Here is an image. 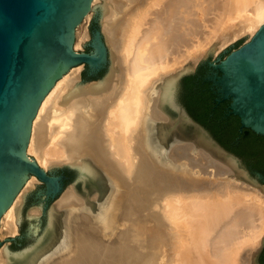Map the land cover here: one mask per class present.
<instances>
[{
	"label": "bare ground",
	"instance_id": "6f19581e",
	"mask_svg": "<svg viewBox=\"0 0 264 264\" xmlns=\"http://www.w3.org/2000/svg\"><path fill=\"white\" fill-rule=\"evenodd\" d=\"M98 6L109 72L83 82L81 64L64 74L40 104L27 147L46 169L68 163L88 181L65 189L44 232L30 226L33 243L5 244L0 264H249L264 235V193L186 141L158 101L167 77L215 41L219 50L253 36L264 0H93L92 11ZM89 36L79 31L76 46ZM37 180L4 211L0 237L18 232ZM94 180L99 200L87 202L79 188ZM42 210L31 207L30 217Z\"/></svg>",
	"mask_w": 264,
	"mask_h": 264
},
{
	"label": "water",
	"instance_id": "95a60500",
	"mask_svg": "<svg viewBox=\"0 0 264 264\" xmlns=\"http://www.w3.org/2000/svg\"><path fill=\"white\" fill-rule=\"evenodd\" d=\"M92 7L93 0H0V222L31 176L45 184L41 191L45 195L44 209L65 188V176L43 167L27 147L32 120L56 82L81 64L86 66L82 81L88 82L103 76L110 64L111 52L101 26L102 10H96L90 21L91 39L82 43L86 50L75 47L76 27ZM248 36L249 33L231 43L212 60L218 45L215 41L196 71L190 60L169 75L162 85L158 106L186 141L205 147L230 165L237 176L264 193V173L226 148L182 100L184 78L196 74L208 62L215 70L207 76L219 93L215 100H229L225 117L239 116L241 132L250 128L264 134V23L237 47ZM233 47L237 48L231 50ZM72 169L78 173L75 184L81 186L88 181L78 167ZM98 183L94 180L90 188ZM29 236L33 237L30 232ZM249 264H264V235Z\"/></svg>",
	"mask_w": 264,
	"mask_h": 264
},
{
	"label": "trees",
	"instance_id": "16d2710c",
	"mask_svg": "<svg viewBox=\"0 0 264 264\" xmlns=\"http://www.w3.org/2000/svg\"><path fill=\"white\" fill-rule=\"evenodd\" d=\"M215 97L210 82H204L202 78L197 82V74L184 78L182 100L189 112L210 128L226 148L246 159L253 169L264 173V134L250 128L241 132L239 116L225 117L224 107L228 101L217 106Z\"/></svg>",
	"mask_w": 264,
	"mask_h": 264
},
{
	"label": "rangeland",
	"instance_id": "374dc122",
	"mask_svg": "<svg viewBox=\"0 0 264 264\" xmlns=\"http://www.w3.org/2000/svg\"><path fill=\"white\" fill-rule=\"evenodd\" d=\"M98 10H100V7L99 6H98ZM92 12H94V11H92ZM94 13L92 14V16L89 19H87V15H88L87 14L84 17V19L82 20V22H80V24L76 27V31H75V47L78 50H86V48L83 46V44H81L78 47L76 46V42L78 40V33H79V31H81L84 28H87V30L89 31V35L90 36H89V38H87L86 41H88V40L91 39V31L89 29V24H90V21H91L93 15H94ZM101 26H102V22H101ZM244 35H246V34H244ZM244 35L240 36L239 38L243 37ZM239 38H237L236 40H238ZM250 38L251 37L249 35L237 47H239L240 45H242L243 43H245L246 41H248ZM236 40L228 43L226 46L220 48L219 50L217 49L218 51L215 50L214 53H213V56H212V60H215V58L218 56V54L223 49H225L227 46H229L231 43L235 42ZM86 41H84V42H86ZM237 47H233L231 50H233V49H235ZM226 55L227 54H225L223 57H225ZM202 58L203 57H201L198 60V62H196V64H194L195 65L194 66L195 71L197 69L198 64L202 60ZM82 65H83V67L81 69V79L83 80V78H82V70L85 69L86 66L84 64H82ZM110 65H111V58H110V64H109L106 72L103 74V76L98 77V78L91 79L88 82L95 81V80H99L102 77H104L105 75H107V73L110 70L109 67L111 68ZM48 170H57L58 173H60L62 171L65 172L66 178H65V188H64V190L62 192H60V194L57 196L56 199L51 200L50 205H49V207L47 209H44V197H45V195L41 194V191L45 188V184L42 181L37 180V183L35 184V186L27 193V197H26L25 202H24V205L22 207V218H21V222L19 223V230H18V232L16 234H14V235H12V234H6V233L4 234L3 233L1 235V237H0V240L3 241V243L0 245V249L5 244H8L9 247L13 251H17V250H21V249L27 247L28 245L31 244V242L33 243V241H35V239H34L35 237H30L29 236V232H30V229L29 228H30V226L32 224H35V223L38 224L39 223V225H41L40 226V230H39V234H41V232H44L45 228L48 225V221H47L49 219V212L48 211L51 209V207H53L55 201H57L62 196V193L65 191V189H67L69 187V185L74 184V182L78 178L77 171L75 169H72V165H70L68 163L67 164L64 163V164H60V165H54V167L49 168ZM79 191L81 192L82 196L84 197V200L87 201V202H94V201H98L99 200V198L93 199L91 197V195L95 191V189L93 190V188H90V191H89V189L86 191V190H83L82 187H81V188H79ZM88 191L89 192H92L93 191V192L88 195L87 194ZM99 196L101 197V194ZM39 205L43 209L42 212L40 213V216H38L39 219H38L37 216H33V217L31 216L30 217V209H31V207H33V206L34 207H36V206L39 207ZM94 207H96V204L94 205ZM61 213L62 214H65L64 212H61ZM12 237H15L16 239L15 240H11Z\"/></svg>",
	"mask_w": 264,
	"mask_h": 264
},
{
	"label": "flooded vegetation",
	"instance_id": "af4514ba",
	"mask_svg": "<svg viewBox=\"0 0 264 264\" xmlns=\"http://www.w3.org/2000/svg\"><path fill=\"white\" fill-rule=\"evenodd\" d=\"M214 73H215L214 68L207 62L205 65H203L202 69H200L196 74H197V82L201 78L203 79L204 82H210V88L213 89V91L215 92V94H216L215 99H216L219 96V93L217 92L216 86H214V83H213V81L211 79H207L208 75H210V74L212 75ZM182 91H183V88H182ZM182 91L180 90L179 94L182 93ZM226 101H228V102L226 103V105L224 107L225 108V110H224L225 113H226V111L228 109V106H229V100H225V101H222V102H217V106H218V105H220V104H222L223 102H226ZM227 117H229V116H226V118ZM60 174H63L65 176V178H66L65 172L62 171V172H60Z\"/></svg>",
	"mask_w": 264,
	"mask_h": 264
}]
</instances>
